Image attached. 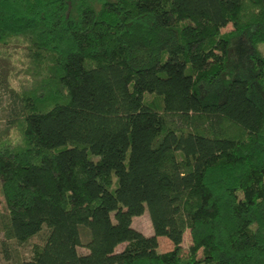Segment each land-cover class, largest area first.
Masks as SVG:
<instances>
[{"label": "trees", "instance_id": "obj_1", "mask_svg": "<svg viewBox=\"0 0 264 264\" xmlns=\"http://www.w3.org/2000/svg\"><path fill=\"white\" fill-rule=\"evenodd\" d=\"M1 44L6 259L264 264V0H0Z\"/></svg>", "mask_w": 264, "mask_h": 264}, {"label": "rangeland", "instance_id": "obj_2", "mask_svg": "<svg viewBox=\"0 0 264 264\" xmlns=\"http://www.w3.org/2000/svg\"><path fill=\"white\" fill-rule=\"evenodd\" d=\"M230 29L227 25L222 31ZM261 52H264V46H258ZM24 53L21 49L12 45H0V132H3L5 126V119L7 115V108L12 104V93L11 91L17 90V84L20 78H22L21 68L24 66ZM115 181L114 177H112ZM6 213L3 208L1 196H0V241L3 239V231H1V218ZM130 225L138 230L141 234L150 235L151 225H149L148 213L144 207L142 214L134 216L131 220ZM46 233L44 228H41L38 234L30 237L26 243L17 244L10 241L7 251L11 255L10 259H6L2 253V244L0 243V264H19L22 260L28 259L30 253L29 248L33 244H39L42 242L43 237ZM181 241V247L185 248L188 243L187 231L183 234ZM157 248L160 252L170 250V241L164 236H157ZM122 244L115 247V250H120ZM80 253L85 252L81 247L77 248Z\"/></svg>", "mask_w": 264, "mask_h": 264}]
</instances>
